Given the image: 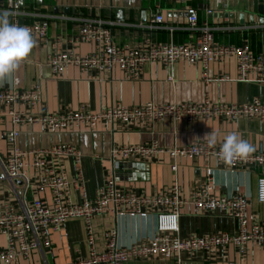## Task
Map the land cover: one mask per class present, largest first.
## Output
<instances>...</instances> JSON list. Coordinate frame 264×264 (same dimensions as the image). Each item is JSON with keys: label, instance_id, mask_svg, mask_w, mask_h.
Masks as SVG:
<instances>
[{"label": "crops", "instance_id": "obj_1", "mask_svg": "<svg viewBox=\"0 0 264 264\" xmlns=\"http://www.w3.org/2000/svg\"><path fill=\"white\" fill-rule=\"evenodd\" d=\"M24 12H34L48 21L46 39L36 40L30 56L22 62L15 76L0 84L18 90L29 89L41 84L42 102L35 112L54 113L62 109L77 110L87 105L96 112L103 107L120 103L135 106L141 103L157 104L193 102L210 100L217 103H245L258 97L264 103V85L237 80V66L234 58H226L209 66L207 77L228 76L229 81L206 82L200 64L176 62L170 66L147 63L142 67L136 80L126 79L123 72L114 68L111 73H102L99 80L93 75L81 72L75 66L67 67L60 75H53L46 64L52 53L56 39L72 36L77 31V19L101 17L120 22L114 26L113 40L119 46L135 45L148 39L156 42H193L194 35L184 29L149 31L141 26L150 21L152 15L161 14L164 25L183 28L185 9L194 6L200 20H205L214 29L213 38L218 44L240 45L247 42L257 53L264 52V1H231L225 8L214 4L189 2L177 4L173 0H18ZM0 0V8L4 7ZM211 7V15L205 9ZM64 16L61 19L60 16ZM122 17L123 19H118ZM31 18H20V23L30 22ZM76 53L86 54L92 50L88 43L73 46ZM10 117L6 107L0 106V153L8 150L4 133L11 129ZM215 132L217 144L223 142L225 135L236 132L241 138L254 146V152L264 153V120L256 118L225 121L219 118L208 121L173 122L169 119L158 121L150 126L138 123L132 125L97 124L94 129L86 127L65 130H45L35 125L23 127L17 136L20 149H43L58 143H71L81 153V161L71 158L59 159L57 167L70 181L69 198L78 202L86 193L92 197L95 189L113 176L118 188L151 196L178 188L183 198H191L193 191L203 185L206 170H213L215 196L233 193L246 195L248 204L246 218L248 227L252 222L264 223V204L256 199V168L231 170L216 163L213 158L202 156L194 158H172L161 152L151 158L125 159L115 156L111 161L110 152L114 146L136 145L156 140L164 149L173 146L189 145L193 142H207L204 136ZM29 160V159H28ZM53 161H51L52 163ZM175 165L176 168L172 169ZM81 174V178L79 177ZM31 186L24 189L21 180L13 182L3 178L0 173V206L12 204L17 209L31 202L37 196L51 203L48 189L41 193L34 191L36 173L29 167L25 169ZM94 231L98 250L103 249L104 233L111 229L117 231V243L121 246L149 240L155 233L154 212L145 218L115 217L113 214L94 219ZM236 221L219 213L196 212L192 206L185 205L179 211V236H202L212 233L233 232ZM5 238L0 235V247ZM88 257L84 223L81 219L67 220L59 230L50 232L49 247L31 251L28 257L16 263L0 264H74ZM174 261L161 257L149 260H134L126 264H172ZM182 264H264V247L249 243L243 253L227 248L216 253H197L184 255Z\"/></svg>", "mask_w": 264, "mask_h": 264}, {"label": "built area", "instance_id": "obj_2", "mask_svg": "<svg viewBox=\"0 0 264 264\" xmlns=\"http://www.w3.org/2000/svg\"><path fill=\"white\" fill-rule=\"evenodd\" d=\"M1 1L5 6L0 8V13L9 12L10 23L29 27L35 40L46 39L49 25L47 18L39 17L34 12H24L18 0ZM173 1L177 4L209 3L225 8L229 2L239 0ZM212 12L211 7L205 9L207 15ZM185 15L183 28L164 25L163 17L159 13L152 15L150 21L141 26L149 31L166 29L172 32L174 29H184L193 33V42H156L145 39L135 45L124 46L114 42L112 33L114 26L124 24L99 16L77 19L76 33L67 36L65 42L63 37L56 39L57 45L48 56L46 64L53 75H60L67 67L75 66L81 72L98 79L102 73L109 74L114 68H118L126 79L136 80L147 63L170 66L176 62H184L200 64L205 81L211 82L230 79L225 75L207 77L209 66L226 58H234L238 81L264 85V52H254L247 42L240 45L218 44L213 38L214 29L207 21L199 19L196 7L187 6ZM25 16L31 18L30 22L20 23L19 19ZM60 18L65 17L61 15ZM78 43L91 44L92 50L86 54L76 53L73 46ZM41 87L40 83H36L33 87L23 90L13 87L0 88V106L6 107L12 126L4 133L8 150L0 153V173L10 182L21 180L24 189H28L31 181L25 175V169L29 167L37 174L34 191L38 194L48 189L51 193L50 204L37 196L20 209L9 203L0 206V235L5 238L4 247H0L1 262L16 263L20 258L28 257L35 249L49 247L50 232L59 230L69 219L83 221L88 245V257L74 264H126L129 261L149 260L154 257L172 260V264H182V257L187 254H212L229 247L234 248L237 253H243L249 243L264 247V223L252 222L249 227L247 225L246 195L233 193L215 196L213 170L210 168L206 170L203 185L196 188L189 199L179 194L177 186L151 196L125 191L118 188L113 176H110L95 189L92 197L83 193L80 201L72 202L69 198L71 183L58 169L56 161L71 158L79 163L82 157L80 151L71 143H58L36 150L20 149L16 143L23 127L35 125L45 130H65L80 127L94 129L97 124L113 123H138L147 127L165 119L173 122L208 121L214 118L225 121L243 118L264 120V103L258 97L245 103H217L210 100L169 104L146 102L135 106L117 103L96 112L90 110L87 105H81L77 110L62 109L54 113H38L35 109L42 102ZM220 145L209 147L207 142L196 141L189 145H175L164 149L156 140H151L136 145L114 146L110 159L113 162L115 156H119L123 160H143L167 152L172 158H213L218 165L231 170L256 168L260 171L257 177L256 199L264 204V153L253 152L245 159L225 165L217 157ZM175 168L173 165L172 169ZM79 177L81 178L80 173ZM185 205L192 206L196 212H217L236 221L237 228L233 232L180 237L179 211ZM151 211L154 212L155 220V233L152 238L121 246L117 243V231L114 228L104 233L103 249L98 250L93 225L96 217L113 214L115 217L145 218Z\"/></svg>", "mask_w": 264, "mask_h": 264}, {"label": "clouds", "instance_id": "obj_3", "mask_svg": "<svg viewBox=\"0 0 264 264\" xmlns=\"http://www.w3.org/2000/svg\"><path fill=\"white\" fill-rule=\"evenodd\" d=\"M10 13H0V84L15 76L23 61L32 53L36 40L32 30L18 23H10ZM209 147L218 142L215 132L206 134L203 138ZM255 151L253 145L241 138L236 132L224 136L217 157L225 165H230L238 159H245Z\"/></svg>", "mask_w": 264, "mask_h": 264}, {"label": "water", "instance_id": "obj_4", "mask_svg": "<svg viewBox=\"0 0 264 264\" xmlns=\"http://www.w3.org/2000/svg\"><path fill=\"white\" fill-rule=\"evenodd\" d=\"M118 19L122 20L123 18L122 17H119Z\"/></svg>", "mask_w": 264, "mask_h": 264}]
</instances>
